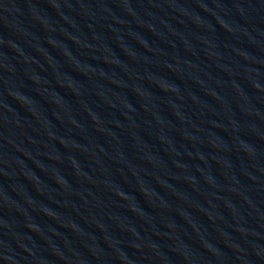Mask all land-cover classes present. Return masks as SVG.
Here are the masks:
<instances>
[{"label":"water","instance_id":"1","mask_svg":"<svg viewBox=\"0 0 264 264\" xmlns=\"http://www.w3.org/2000/svg\"><path fill=\"white\" fill-rule=\"evenodd\" d=\"M149 264H264V0H73Z\"/></svg>","mask_w":264,"mask_h":264}]
</instances>
